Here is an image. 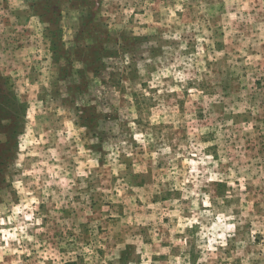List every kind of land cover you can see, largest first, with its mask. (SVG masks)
I'll list each match as a JSON object with an SVG mask.
<instances>
[{
	"label": "rangeland",
	"instance_id": "rangeland-1",
	"mask_svg": "<svg viewBox=\"0 0 264 264\" xmlns=\"http://www.w3.org/2000/svg\"><path fill=\"white\" fill-rule=\"evenodd\" d=\"M264 264V0H0V264Z\"/></svg>",
	"mask_w": 264,
	"mask_h": 264
},
{
	"label": "trees",
	"instance_id": "trees-1",
	"mask_svg": "<svg viewBox=\"0 0 264 264\" xmlns=\"http://www.w3.org/2000/svg\"><path fill=\"white\" fill-rule=\"evenodd\" d=\"M64 264H73V262H66V263H64Z\"/></svg>",
	"mask_w": 264,
	"mask_h": 264
}]
</instances>
